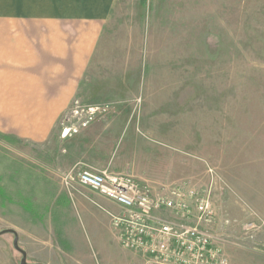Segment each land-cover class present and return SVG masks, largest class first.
Segmentation results:
<instances>
[{
    "label": "rangeland",
    "instance_id": "rangeland-1",
    "mask_svg": "<svg viewBox=\"0 0 264 264\" xmlns=\"http://www.w3.org/2000/svg\"><path fill=\"white\" fill-rule=\"evenodd\" d=\"M103 3L81 12L100 33L75 99L94 110L87 128L62 136L75 100L47 142L0 126V233L28 264L137 261L109 223L84 228L77 175L111 154L113 174L211 190L229 263L264 264V0ZM14 239L0 236V264H21Z\"/></svg>",
    "mask_w": 264,
    "mask_h": 264
},
{
    "label": "crops",
    "instance_id": "crops-1",
    "mask_svg": "<svg viewBox=\"0 0 264 264\" xmlns=\"http://www.w3.org/2000/svg\"><path fill=\"white\" fill-rule=\"evenodd\" d=\"M103 1L0 0L1 127L30 143L53 136L59 119L80 96L98 50L99 25L82 19V7ZM106 157L108 163L96 171L112 167L111 154ZM86 198L82 202L90 219L84 228L97 232L102 224L111 226L108 213H118V206L95 192Z\"/></svg>",
    "mask_w": 264,
    "mask_h": 264
},
{
    "label": "built area",
    "instance_id": "built-area-1",
    "mask_svg": "<svg viewBox=\"0 0 264 264\" xmlns=\"http://www.w3.org/2000/svg\"><path fill=\"white\" fill-rule=\"evenodd\" d=\"M93 111L75 100L62 122V136L87 128ZM77 183L118 206V213L108 215L122 248L138 257L132 264H230L210 232L215 221L211 190L154 186L92 169L82 170Z\"/></svg>",
    "mask_w": 264,
    "mask_h": 264
},
{
    "label": "water",
    "instance_id": "water-1",
    "mask_svg": "<svg viewBox=\"0 0 264 264\" xmlns=\"http://www.w3.org/2000/svg\"><path fill=\"white\" fill-rule=\"evenodd\" d=\"M7 233H12V234L15 235L14 247L22 255L21 264H28V262H27V253L20 248L19 239H18V236H17L16 232H14L12 230H7V231H4V232L0 233V236L3 235V234H7Z\"/></svg>",
    "mask_w": 264,
    "mask_h": 264
}]
</instances>
